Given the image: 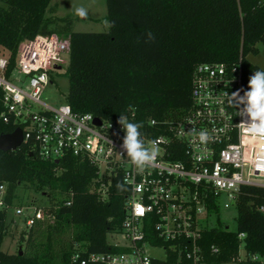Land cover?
Wrapping results in <instances>:
<instances>
[{"label": "trees", "instance_id": "obj_1", "mask_svg": "<svg viewBox=\"0 0 264 264\" xmlns=\"http://www.w3.org/2000/svg\"><path fill=\"white\" fill-rule=\"evenodd\" d=\"M51 2L0 0V47L9 52L6 73L15 69L25 40L38 34L69 37L67 103L79 114L117 121L134 111L141 129L157 135L152 119L176 120L191 108L193 75L200 64L233 66L242 60L244 90L254 71L264 70L248 59L264 44V0H107L109 30L102 32L74 31L71 15L57 16ZM4 109L0 87V135L20 126L3 120ZM96 177L97 167L88 160H45L28 144L0 149V185H6L5 200L11 206L0 208V264H79L72 260L78 251L88 256L118 250L109 243V234L122 226L128 189L116 178L109 198L103 199L92 187ZM22 186L35 189L49 204L38 206L44 220L23 232L25 248L8 252L2 245L12 219L9 210L22 203L17 193ZM70 191L74 197L67 205ZM235 206L236 231L222 225L202 231L204 264H264V186L243 185ZM218 208L212 204L210 210ZM155 234L150 228L148 238L154 240ZM242 245L245 258H240ZM178 256L172 254L167 263L154 258L153 263L171 264Z\"/></svg>", "mask_w": 264, "mask_h": 264}, {"label": "built area", "instance_id": "obj_2", "mask_svg": "<svg viewBox=\"0 0 264 264\" xmlns=\"http://www.w3.org/2000/svg\"><path fill=\"white\" fill-rule=\"evenodd\" d=\"M70 52V38L57 34H38L25 40L18 51L15 69L8 76V57L0 58V87L3 89L5 122L20 125L23 144L45 160L74 156L97 167L92 185L103 199L116 178L127 186L125 218L116 232L109 234V243L118 250L74 253L79 264H154L153 260H169L171 264H204L199 245L202 231L208 225L212 204L226 207L236 204L243 185L264 186V140L250 136L240 127L239 109L231 107L225 93L245 89L242 60L225 63H204L193 75L192 106L176 120L163 123L155 119L150 125L160 130L140 129L146 146L159 141L154 165L139 173L121 148L124 132L117 121L95 122L92 113L79 114L70 104L53 107L42 100L52 83L51 73L61 69ZM135 122L134 111L124 114ZM163 125V126H160ZM212 137L207 143L198 133ZM175 154H181L173 159ZM6 185H0V208H10L5 200ZM74 192L65 202L71 205ZM15 215L27 228L44 220V210L33 203L12 206ZM264 211V206L260 208ZM150 228L155 238L149 239ZM242 233L240 237H244ZM159 240L168 242H157ZM162 251V254H156ZM214 251H217L214 248Z\"/></svg>", "mask_w": 264, "mask_h": 264}, {"label": "rangeland", "instance_id": "obj_3", "mask_svg": "<svg viewBox=\"0 0 264 264\" xmlns=\"http://www.w3.org/2000/svg\"><path fill=\"white\" fill-rule=\"evenodd\" d=\"M51 3L52 5H56L55 14L57 16L65 17L71 15L74 31L102 32L109 30L107 0H52ZM78 8L85 9L87 15L85 17L79 16L76 11ZM257 47L259 52L257 54H249L248 59L264 69V44L259 43ZM8 55L9 52L0 47V58L8 57ZM67 67L68 62H65L61 69L51 73V81L53 82L50 83L42 95V100L53 107H59L61 104L67 102L70 86L69 78L66 74ZM17 193L19 195V201H22V203L16 202L15 207L29 203H33L35 206H39L42 203L49 204L48 198L36 192L33 188L22 186L18 189ZM226 202H228V199L222 196L220 199L221 206L217 211L207 215L206 221L210 227L222 225L228 226L232 231H236L238 210L235 204L226 207ZM9 215L12 219L9 223L8 234L4 238L2 249L8 252H17V250H23L25 248V241L21 245V236L23 232L28 231V228L24 225L22 219L15 215L14 208L9 210ZM155 253L162 254V251H156ZM240 258H245L243 245L240 251ZM229 264L235 263L232 262Z\"/></svg>", "mask_w": 264, "mask_h": 264}, {"label": "clouds", "instance_id": "obj_4", "mask_svg": "<svg viewBox=\"0 0 264 264\" xmlns=\"http://www.w3.org/2000/svg\"><path fill=\"white\" fill-rule=\"evenodd\" d=\"M76 11L81 17L87 15L83 8H78ZM147 35L149 41L154 39L151 32ZM241 91L237 89L231 94L225 93L228 103L231 107L239 109L237 114L242 118L240 127L250 136L264 140V70L254 71L242 95ZM117 123L121 125L124 132L121 148L137 171L142 173L146 168L154 165L159 153V141H152L151 146H146L140 132L142 125L130 122L124 115L119 116ZM198 136L202 143H207L212 139L208 132L203 130L198 133ZM117 188L124 190L125 186L118 183Z\"/></svg>", "mask_w": 264, "mask_h": 264}, {"label": "water", "instance_id": "obj_5", "mask_svg": "<svg viewBox=\"0 0 264 264\" xmlns=\"http://www.w3.org/2000/svg\"><path fill=\"white\" fill-rule=\"evenodd\" d=\"M95 122L100 124L101 119L95 118ZM23 144V130L18 127L11 133H3L0 135V149L3 151L16 150ZM58 162V160H56ZM228 228V226L226 227Z\"/></svg>", "mask_w": 264, "mask_h": 264}]
</instances>
